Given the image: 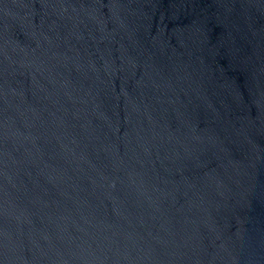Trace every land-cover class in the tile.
I'll return each mask as SVG.
<instances>
[{
  "label": "water",
  "instance_id": "water-1",
  "mask_svg": "<svg viewBox=\"0 0 264 264\" xmlns=\"http://www.w3.org/2000/svg\"><path fill=\"white\" fill-rule=\"evenodd\" d=\"M0 264H264V0H0Z\"/></svg>",
  "mask_w": 264,
  "mask_h": 264
}]
</instances>
